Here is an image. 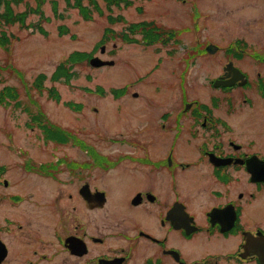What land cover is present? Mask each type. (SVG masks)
Segmentation results:
<instances>
[{
  "label": "flooded vegetation",
  "instance_id": "1",
  "mask_svg": "<svg viewBox=\"0 0 264 264\" xmlns=\"http://www.w3.org/2000/svg\"><path fill=\"white\" fill-rule=\"evenodd\" d=\"M249 1L264 21V0ZM173 33L174 47L201 53L194 66L218 70L202 78L207 97L191 100L184 87L178 106L156 116L144 109L143 126L128 120L110 141L121 149L113 156L70 131L62 132L69 141L41 140L70 147L50 167L68 173L75 188L0 192V205L21 212L0 218V264H264V43L234 35L225 44L188 46ZM190 63L182 61L179 73H190ZM120 167V189L94 187L96 171ZM9 169L0 164L1 190L10 189ZM191 172L208 181L203 189L187 188ZM27 207L54 216L46 236L42 221L23 215Z\"/></svg>",
  "mask_w": 264,
  "mask_h": 264
},
{
  "label": "rangeland",
  "instance_id": "2",
  "mask_svg": "<svg viewBox=\"0 0 264 264\" xmlns=\"http://www.w3.org/2000/svg\"><path fill=\"white\" fill-rule=\"evenodd\" d=\"M96 1L103 15L84 0L91 11L89 20L82 18L76 8L67 6L65 0H45L40 6L44 19L39 14L28 13L24 25L0 24V98L4 89H13L17 96V101L7 98L6 104L0 102V164L9 165L7 179L12 182L9 190L0 189V192L31 191L47 195L74 190V181L68 173H61L59 167H50L55 165L57 157L69 154L70 147L42 145L41 140H50L41 126L42 116L62 132L71 134L70 131L80 140L94 143L100 153L113 156L121 149L110 141L119 140V132L128 130V120L132 127L143 126L144 109L156 116L161 110L178 106L184 87L189 90L191 100L207 97L209 92L202 78L208 70L214 73L218 70L202 65L201 61L194 66L193 61L200 60L196 57L201 53L188 56L189 49L176 48L169 42L142 43L140 31L129 33L132 24L151 23L168 35L174 31V36L182 35L188 46L209 41L225 44L234 35L264 43V21L256 16L261 11L260 5L248 6L249 0H184V3L182 0H129L132 2L129 7H112L111 10L104 0ZM37 7L36 0L12 5L15 14ZM0 11H5L4 5ZM109 15L122 16V20L110 22ZM108 29L112 33H107ZM62 30L66 33H61ZM123 33H128L130 41L122 37ZM3 36L7 41L4 42ZM99 45L104 46L103 52L99 51ZM75 52L96 55L102 62L113 64L92 67L83 60L70 66L66 61ZM188 60L191 71L183 76L179 73L183 70L181 63ZM64 65L72 78L68 82L54 81L53 75ZM41 76L46 78L38 90L34 85ZM136 83L127 91L126 100H113L111 90ZM51 88L55 89L59 100L51 99L48 94ZM97 88L105 91L106 96L88 93ZM131 94H137L138 98ZM66 103L81 105L82 109ZM124 174L122 167L109 173L96 171L92 183L96 188L120 189ZM43 176L45 179H41ZM188 176L192 183L187 188L203 189L208 183L201 182L198 173L191 172ZM181 183L185 188L183 178ZM162 184L159 183V187ZM5 215H13L17 220L21 212H12L6 204H1L0 218ZM23 215H33L34 220L42 221L45 226L42 234L50 231L54 222L48 210L35 214L32 207H27ZM120 215L113 212L109 218L117 220Z\"/></svg>",
  "mask_w": 264,
  "mask_h": 264
},
{
  "label": "trees",
  "instance_id": "3",
  "mask_svg": "<svg viewBox=\"0 0 264 264\" xmlns=\"http://www.w3.org/2000/svg\"><path fill=\"white\" fill-rule=\"evenodd\" d=\"M24 0H0V7L5 6V11L1 12L0 11V24H16V23H21L24 25L26 15L28 13H34V14H39L42 19H44V15L40 9V6L45 2V0H36L38 7L35 10H29L27 13H21V14H15L12 5H18L22 3ZM90 5L95 7V10L100 14L103 15L102 10L99 8L98 3L96 0H87ZM106 3V6L109 10H111L112 7L116 8H121V7H129L132 2L129 0H104ZM67 6L76 8L82 18L85 20H89L91 18V11L88 6L84 4V0H65ZM54 11L57 14V6L54 5ZM110 22H120L122 20V16H116L113 17L112 15H109L107 17ZM41 30L42 34H45V32L42 30L41 27H39ZM129 33L135 34L138 31H141L142 34V42H144L147 45H154L156 43H161V44H166L169 39V35L167 31L161 29L157 25L151 24V23H146L142 22L139 24H132L129 26ZM107 33H112L110 29L106 30ZM61 33L65 34L66 30H62ZM122 37L130 41L128 33H123ZM4 42L7 41L6 37L3 36ZM100 43H103V39L100 41ZM92 57V54L88 53H80V52H75L69 56L67 59V63L71 66L73 63L77 62H82L83 60H88ZM68 67L61 66L59 67L58 71L53 75L52 79L54 81H60L62 78H64L65 82H68L72 78V73H69L67 70ZM46 77L41 76L35 81V87L36 89L40 90L42 87V82ZM126 91L125 89H119L115 90L113 89L111 92L114 95H118L119 93H122ZM96 92H99L101 94H105V91L101 90L100 88H97ZM48 94L51 97V99H56L59 100V95L56 93L54 88H51L48 90ZM7 98H11L14 101H17V96L16 92L13 89H4L0 98V102H4L5 100L6 103L8 102ZM5 103V104H6ZM18 104V103H17ZM69 107H74L72 103H66ZM42 116L43 114H39ZM39 117V116H38ZM42 120L41 126L47 131L48 137L52 140H57V141H63L67 140V137L62 133V131L56 127L54 124L50 123L44 116L40 117Z\"/></svg>",
  "mask_w": 264,
  "mask_h": 264
},
{
  "label": "water",
  "instance_id": "4",
  "mask_svg": "<svg viewBox=\"0 0 264 264\" xmlns=\"http://www.w3.org/2000/svg\"><path fill=\"white\" fill-rule=\"evenodd\" d=\"M101 51L103 52L104 48H102ZM112 64L113 62H102L99 58H93L90 60V65L92 67H102L105 65H112ZM223 85H226V84H223Z\"/></svg>",
  "mask_w": 264,
  "mask_h": 264
}]
</instances>
